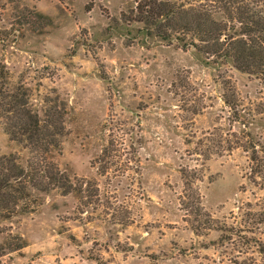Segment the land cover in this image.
<instances>
[{
    "label": "rangeland",
    "instance_id": "obj_1",
    "mask_svg": "<svg viewBox=\"0 0 264 264\" xmlns=\"http://www.w3.org/2000/svg\"><path fill=\"white\" fill-rule=\"evenodd\" d=\"M128 6L124 0H0V62L15 83L32 90L38 108L46 95L66 104L54 161L70 175L96 180L110 197L109 208L81 212L71 195L41 194L33 212L0 221V243L9 233L26 242L1 255L0 264H231L217 232L196 236L183 222L179 170L194 165L184 141L229 128L221 77L234 83L245 106L264 102V83L191 49L165 46L139 32L140 25H113ZM179 72L205 106L191 122L170 92ZM249 131L260 134L264 124L250 123ZM109 134L136 149L139 174L129 171L132 181L113 178V169L99 176L93 166ZM13 152L24 162L25 151L0 125V154ZM247 172L241 149L206 162L198 189L213 219L263 197Z\"/></svg>",
    "mask_w": 264,
    "mask_h": 264
},
{
    "label": "trees",
    "instance_id": "obj_2",
    "mask_svg": "<svg viewBox=\"0 0 264 264\" xmlns=\"http://www.w3.org/2000/svg\"><path fill=\"white\" fill-rule=\"evenodd\" d=\"M129 6L112 19L126 26L140 25L139 32L165 46L193 50L212 64H229L236 71L264 83V0H124ZM112 25L107 27L111 30ZM177 73L171 94L179 99L181 112L192 118L205 108L188 77ZM222 101L228 109V129L214 127L199 137L185 139L186 155L192 167H181L182 193L179 198L183 222L196 236L218 233L216 243L231 264H264V195L254 204L247 202L237 214L213 219L201 203L198 183L206 162L241 149L248 159L247 179L264 191V131H249L250 123L264 124V102L243 104L233 82L221 77ZM32 90L15 83L0 62V125L9 140L26 153L24 162L13 152L0 154V221L31 213L40 195L56 192L73 196L79 210L95 212L109 198L102 196L98 183L61 170L54 156L61 152L65 135L66 104L58 95H46L38 108ZM242 129L232 130L234 124ZM111 137V138H110ZM109 134L93 166L99 176L113 169V178L139 174V160L133 144ZM26 247L18 235H7L0 243V256Z\"/></svg>",
    "mask_w": 264,
    "mask_h": 264
}]
</instances>
